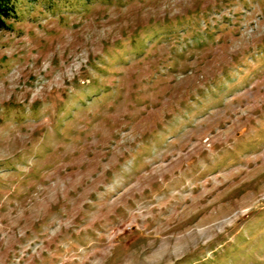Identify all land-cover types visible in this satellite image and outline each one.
Returning a JSON list of instances; mask_svg holds the SVG:
<instances>
[{
  "label": "rangeland",
  "instance_id": "obj_1",
  "mask_svg": "<svg viewBox=\"0 0 264 264\" xmlns=\"http://www.w3.org/2000/svg\"><path fill=\"white\" fill-rule=\"evenodd\" d=\"M12 8L0 264H264V0Z\"/></svg>",
  "mask_w": 264,
  "mask_h": 264
},
{
  "label": "trees",
  "instance_id": "obj_2",
  "mask_svg": "<svg viewBox=\"0 0 264 264\" xmlns=\"http://www.w3.org/2000/svg\"><path fill=\"white\" fill-rule=\"evenodd\" d=\"M13 0H0V31L8 28L7 21L13 16Z\"/></svg>",
  "mask_w": 264,
  "mask_h": 264
}]
</instances>
